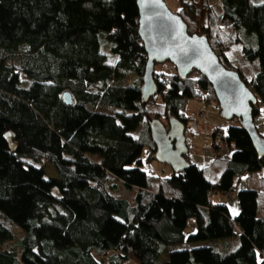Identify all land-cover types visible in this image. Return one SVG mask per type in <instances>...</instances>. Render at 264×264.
<instances>
[{"label": "trees", "instance_id": "16d2710c", "mask_svg": "<svg viewBox=\"0 0 264 264\" xmlns=\"http://www.w3.org/2000/svg\"><path fill=\"white\" fill-rule=\"evenodd\" d=\"M181 3L177 14L189 33L205 36L258 98L256 123L264 109V3L219 0L208 6L206 23L197 0ZM237 44L247 62H258L253 78L228 57ZM104 46L116 62L107 61ZM7 59L20 66H7ZM147 63L137 0H0V264H102L98 256L109 264H264L260 190L238 191L235 219L227 205L210 201L264 169V156L239 119L224 132L232 152L217 156L226 170L216 183L188 152L185 172L156 176L141 168L145 150L157 160L155 117L176 118L186 134L194 121L189 101L219 107L197 72L183 79L154 69L156 92L144 99ZM44 162L57 178L36 166ZM111 176L138 191L133 202L114 194ZM193 217L197 231L187 235ZM236 237L232 248L179 250L160 262L170 246Z\"/></svg>", "mask_w": 264, "mask_h": 264}, {"label": "water", "instance_id": "95a60500", "mask_svg": "<svg viewBox=\"0 0 264 264\" xmlns=\"http://www.w3.org/2000/svg\"><path fill=\"white\" fill-rule=\"evenodd\" d=\"M137 6L139 36L148 56L144 99L156 92L152 79L156 64L172 63L183 79L197 72L206 77L213 87L222 116L239 119L259 154L264 156V138L259 135L252 116L258 98L247 87L239 72L227 69L220 62L205 36L190 34L182 17L172 12L165 0H137ZM63 98L68 104L72 103L69 92ZM151 128L157 146V161L169 165L175 172H185L189 167L185 158L188 149L185 125L173 118L169 127L160 120H153Z\"/></svg>", "mask_w": 264, "mask_h": 264}, {"label": "rangeland", "instance_id": "374dc122", "mask_svg": "<svg viewBox=\"0 0 264 264\" xmlns=\"http://www.w3.org/2000/svg\"><path fill=\"white\" fill-rule=\"evenodd\" d=\"M198 1V15H199V20L202 23H206L207 21V15L206 12L208 10V6L205 2L209 1L210 4L211 3H215L218 2L219 0H197ZM167 6L169 7V9L174 12L177 13L180 11L181 7H182V3L181 0H165ZM253 3L255 4H261L264 3L262 2V0H252ZM103 52L107 55V61L109 63H114L116 62L117 58L113 55V53L110 50V47H106L104 46L103 48ZM242 49L241 44H237L233 49H232V56H233V60L234 62H238L240 59V53ZM5 64L7 66H13V67H19L20 66V62L17 59H7L5 61ZM155 71L158 73H175L177 72L175 66L170 63V62H166V63H162V64H157L155 66ZM27 86V85H25ZM91 91L95 92L97 91V87L92 86L90 88ZM202 108L204 109L203 112H205L206 114V118L209 122V124H205L203 121H201L200 117H199V112L197 109L192 110L189 112V114L194 118V121H192L190 128L185 135L186 138V143H187V154H188V158L190 161H192V163L197 164L201 169L204 170L205 175L207 176V178L213 182L216 183L218 181V176L217 173L218 171H220V169L226 166V164L221 161L220 159H218L217 157H215L213 155L212 152H214L212 149V143H213V129L215 128H220L223 131L226 130V128L230 125H236V124H240V121H238V119H226L222 116V113L220 112L219 107L216 104H212V103H207V102H203L202 104ZM157 119H159L166 127L170 126V120H167L163 117H155ZM256 127L257 130L259 132L260 135H262L264 137V109H262L261 114L257 117L256 120ZM138 133H133L134 137H137ZM224 143V142H223ZM143 159V164L141 166V168L152 174V175H168L169 171L172 169L169 165L161 163L157 160H152L149 159V155L147 154V151L145 150L142 156ZM29 163L33 164L32 162L29 161ZM36 166L38 167H42L45 172L46 175L48 177H53V178H57L58 174L56 172V170L54 169V167L47 163L44 162L42 165H38L36 164ZM221 169V170H222ZM263 176L264 175V169L258 173L255 174H245L242 176L241 180L238 181V186H237V190L231 194L234 195V198H237V193L240 190H244V189H256V190H260V180L258 178V176ZM110 182L112 184H116V190L114 192V194L117 197L120 198H125L128 199L130 202H133L135 197H136V191L135 190H128L127 188H125L122 183L117 180L115 177H111L110 178ZM54 195H59V192L57 189L53 190ZM222 194H218L217 196H221ZM16 232L18 233V235H22L23 231L16 227ZM197 231V220L196 218H190L188 221V225L186 228V234L190 235L193 234ZM98 260L102 263V264H106L105 262V257L104 256H98L97 257ZM129 264H137L134 261H129Z\"/></svg>", "mask_w": 264, "mask_h": 264}, {"label": "crops", "instance_id": "0c3cea01", "mask_svg": "<svg viewBox=\"0 0 264 264\" xmlns=\"http://www.w3.org/2000/svg\"><path fill=\"white\" fill-rule=\"evenodd\" d=\"M205 3L207 4V6L210 5L209 1H207ZM231 52H232V50H230L228 52V57L231 60V62L235 65V67L238 68L244 74V76L246 78H248V79L253 78L257 74L258 69H259L258 62H253V63L247 62L242 56V49H241V52H239L241 60H239L236 63L233 60V56H232ZM201 104L202 103L194 101V100L189 101L188 102V110H189V112L192 111V110H195V109H197L198 112L204 111V109L202 108ZM190 125L191 124L188 125L187 131L189 129H191ZM213 132H214V129H213L212 133ZM222 147L224 149H228L229 150V155H230V152H232V148L227 146L226 144H224ZM212 148H213V146H212ZM221 161H223V160H221ZM223 162L226 163L225 161H223ZM221 169L217 173L218 180H219L220 176L222 175V173L226 170V166L223 167L222 170ZM172 172H173V170L171 169L168 174H171ZM111 177H114V176H111ZM110 178H109V180H110ZM258 178L261 179L260 180V188H261L260 189V193H261V196L259 197V208H260L261 216L264 217V175L263 176L262 175L258 176ZM135 191H136V193L138 192L137 190H135ZM217 195L218 194H214L212 196V201H211L212 205L213 206L216 205V204H225V205H227L229 210H230L231 217L233 219H235L239 215V213L241 211L238 199L234 198V195H231V194H222L221 196H217ZM238 242H239V238L236 237L235 240L233 238L232 239H228V240H208V241H199V242H194V243H186V244H182V245L170 246L161 255L160 262L164 263L165 261H167L168 258H169V254L174 252V251L186 250V249L191 250V249L200 248V247H211V248H218V249H220V248L224 249V248H228V247L232 248L234 243H235V245H237ZM104 259H105L106 264H109L108 258L105 257ZM129 263L130 262H126L124 264H129Z\"/></svg>", "mask_w": 264, "mask_h": 264}, {"label": "built area", "instance_id": "2783aa9c", "mask_svg": "<svg viewBox=\"0 0 264 264\" xmlns=\"http://www.w3.org/2000/svg\"><path fill=\"white\" fill-rule=\"evenodd\" d=\"M199 117L201 119V121H203L205 124H209L207 118H206V114L205 112L203 111H200L199 112ZM224 132L222 129H220L219 127L218 128H215L214 129V132H213V136H214V146H215V150L213 152V155L215 157L217 156H221L222 158H228L229 157V150L228 149H224L222 146L224 145L223 143V135H224ZM210 201H212V196L210 197Z\"/></svg>", "mask_w": 264, "mask_h": 264}, {"label": "snow or ice", "instance_id": "6c2138e0", "mask_svg": "<svg viewBox=\"0 0 264 264\" xmlns=\"http://www.w3.org/2000/svg\"><path fill=\"white\" fill-rule=\"evenodd\" d=\"M262 2H264V0H262Z\"/></svg>", "mask_w": 264, "mask_h": 264}]
</instances>
